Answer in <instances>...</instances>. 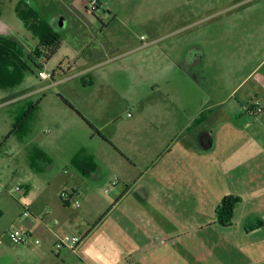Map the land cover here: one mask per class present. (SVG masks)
I'll list each match as a JSON object with an SVG mask.
<instances>
[{
  "label": "rangeland",
  "instance_id": "1",
  "mask_svg": "<svg viewBox=\"0 0 264 264\" xmlns=\"http://www.w3.org/2000/svg\"><path fill=\"white\" fill-rule=\"evenodd\" d=\"M19 1L0 0V19L10 28L6 37L21 48L23 59L30 66L19 85L0 90V184L9 203L7 213L0 218V247L12 250L20 245L10 241L6 234L19 227L30 233L32 241L38 239L35 219L42 215L40 208L48 211L60 205L58 194L68 192L69 186L64 182L68 175L63 171L73 173L69 158L79 148H92L96 142H90L93 134L77 113L88 117L103 136H108L112 119L125 121L128 115L136 113L137 109H132L136 96L146 98L151 84L163 82L166 76L171 81L178 77L176 63L190 69L192 75L201 70L189 65L196 58H203L206 65L202 70L210 79L211 102L230 100L255 105L264 101L262 93L255 92L253 81L239 88L231 99L227 98L229 88L240 82L244 69L247 71L251 64L241 67L238 54L233 56V49L238 53L235 33L244 14V8L240 7L246 0H99L93 14L85 11L89 0H23L30 2L39 17L60 36V48L50 60L43 63L35 60L39 66L42 64L40 67L32 61L38 40L14 11ZM253 17L248 13L247 20ZM225 36L231 39L226 40ZM225 42L229 50L233 47L228 63L223 56ZM190 55L188 63L184 58ZM39 73L50 77L41 79ZM200 80L203 85L202 76ZM188 83L192 84L189 80ZM224 108L222 105L214 112L221 114ZM202 119L201 116L198 121ZM215 130L220 154L235 148V142L224 137L238 131L224 129L218 122ZM104 148L112 151L109 143ZM35 149L46 151L52 163L37 159L36 170L32 169L30 157ZM253 150L256 148L247 150L249 165L262 160L252 155ZM229 161L230 165H236L235 158ZM107 169L101 164L96 175L98 182L102 178L106 181L101 195L104 189H110L107 181H113L114 177ZM259 175L250 170L246 173L243 187L247 192L240 196L231 227L216 225L201 232H264V186L251 180ZM230 177L232 190L238 189L234 186L236 174L231 173ZM16 187L23 188L24 193L16 192ZM232 198L236 205L237 197ZM78 202L76 213L82 217L81 226L67 234L85 229L91 232L96 221L103 217L94 216L95 209L88 203ZM24 209L29 217L21 216ZM189 222L184 221V228L177 232H195ZM106 226L100 225L95 232H107Z\"/></svg>",
  "mask_w": 264,
  "mask_h": 264
},
{
  "label": "crops",
  "instance_id": "2",
  "mask_svg": "<svg viewBox=\"0 0 264 264\" xmlns=\"http://www.w3.org/2000/svg\"><path fill=\"white\" fill-rule=\"evenodd\" d=\"M241 6L244 14L235 33L238 53L233 47L229 50L225 42L224 62L228 63L233 49L241 67L251 64L247 71L244 69L240 82L229 88L227 98L231 99L251 81L255 92L264 97V0H246ZM248 13L254 16L250 21ZM190 57L185 61L189 63ZM175 65L178 77L171 81L166 76L163 82L151 84L146 98L136 96L132 107L136 113L125 121L112 119L108 136H103L88 117L77 113L93 134L90 142H96L92 148H79L69 158L73 173L63 174L68 175L64 182L69 186L70 197L60 200V205L48 207V211L40 208L42 215L35 219L39 226L35 240L39 244H16L18 247L12 250L0 247V264H264V232H201L216 225L232 226L240 196L246 191L243 184L248 170L260 174L251 180L264 186V101L255 105L230 100L211 102L210 79L202 70L206 66L203 58L189 64L201 69L193 75L190 69ZM200 74L203 85L199 84ZM222 105L225 108L221 114L214 112ZM256 105L263 111L252 114L250 110ZM201 116L203 119L198 121ZM217 122L224 129L239 132L225 135V140L235 142V148L222 154L217 146ZM106 143L113 152L105 150ZM249 147L256 148L252 155L261 161L247 164ZM80 149L92 156L96 163L94 172L81 173L71 165ZM42 152L47 156L42 160L51 164L46 151ZM221 157L225 160H219ZM232 158L236 159L235 166L229 164ZM101 164L117 180L114 185L107 181L110 189H104L102 195L100 190L106 181L102 177L99 182L96 179ZM231 173L236 174L234 186L239 187V196L238 189L232 190L229 184ZM6 195H0V218L9 208ZM234 196L237 203L231 220L222 224L218 209L224 198ZM75 201L88 203L95 209L94 216L103 217L96 221L94 231L68 232L81 237L76 253L56 251L57 237L81 226ZM187 220L195 232H177ZM103 224L107 225V232H95Z\"/></svg>",
  "mask_w": 264,
  "mask_h": 264
},
{
  "label": "trees",
  "instance_id": "3",
  "mask_svg": "<svg viewBox=\"0 0 264 264\" xmlns=\"http://www.w3.org/2000/svg\"><path fill=\"white\" fill-rule=\"evenodd\" d=\"M16 14L24 22L25 28L38 40L33 50L34 60L32 61L35 66L40 67L42 64L39 66L35 60L42 61V63L50 60L60 48V36L36 12L21 10L19 6ZM28 70H30V66L23 59L21 48L17 46L14 40L0 36V89L9 90L19 85L23 81V73ZM33 156L30 159V167L35 170V161L46 158V155L40 150H35ZM71 165L81 173L87 174L96 169V163L85 149H80L73 156ZM235 202V198L232 197H226L222 200L218 209L220 223L227 224L230 222Z\"/></svg>",
  "mask_w": 264,
  "mask_h": 264
},
{
  "label": "built area",
  "instance_id": "4",
  "mask_svg": "<svg viewBox=\"0 0 264 264\" xmlns=\"http://www.w3.org/2000/svg\"><path fill=\"white\" fill-rule=\"evenodd\" d=\"M99 0H89L88 8L85 10L88 14H93V12L96 9V6L98 5ZM39 77L41 79H47L50 77L49 74L45 73H39ZM252 114H259L263 111V109L259 106H254L251 110ZM116 179H114L111 184H116ZM18 193H24V189L20 187H16L14 189ZM4 191V187L0 184V195ZM106 191V190H105ZM68 192H61L59 198L62 201H66L69 198ZM75 206L79 207V202L75 201ZM21 216L23 217H29V212L27 209H24L21 213ZM9 237V239L17 244H27L28 242L32 241V236L30 233L26 232L22 227H19L17 229L8 230L6 233ZM34 244H39L38 240L33 241ZM81 243V237L78 235H69L67 233L62 234L61 236L57 237V240L55 242L54 248L56 251L66 249L71 253H76L77 247Z\"/></svg>",
  "mask_w": 264,
  "mask_h": 264
},
{
  "label": "flooded vegetation",
  "instance_id": "5",
  "mask_svg": "<svg viewBox=\"0 0 264 264\" xmlns=\"http://www.w3.org/2000/svg\"><path fill=\"white\" fill-rule=\"evenodd\" d=\"M20 6V9L21 10H28V11H33V12H36L35 9L32 7V4L30 2H27V1H23V0H20L14 7V11L16 13V10L17 8ZM17 15V14H16ZM18 17V16H17ZM19 18V17H18ZM23 25H24V22L19 19ZM8 26V25H7Z\"/></svg>",
  "mask_w": 264,
  "mask_h": 264
},
{
  "label": "water",
  "instance_id": "6",
  "mask_svg": "<svg viewBox=\"0 0 264 264\" xmlns=\"http://www.w3.org/2000/svg\"><path fill=\"white\" fill-rule=\"evenodd\" d=\"M10 28L0 19V36H8Z\"/></svg>",
  "mask_w": 264,
  "mask_h": 264
}]
</instances>
